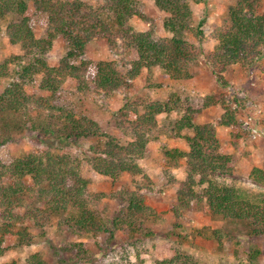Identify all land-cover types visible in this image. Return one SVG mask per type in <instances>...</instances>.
<instances>
[{
    "label": "rangeland",
    "instance_id": "rangeland-1",
    "mask_svg": "<svg viewBox=\"0 0 264 264\" xmlns=\"http://www.w3.org/2000/svg\"><path fill=\"white\" fill-rule=\"evenodd\" d=\"M69 1H80L98 9L106 0ZM137 1L143 17L133 20L135 27L150 31L157 39L171 37L164 28L168 13L159 9L154 0ZM238 1L190 0L193 18L188 39L199 54L190 65L192 77L177 80L159 67L144 68L137 78L129 81V86L111 93L98 92L93 78H90L92 88L80 92L78 80L66 77L55 97L43 89V73L22 77L23 67L29 60L24 58L22 46L9 40L7 27L11 16L3 22L0 32V65L6 66L0 94L17 84L35 101L49 102L54 112L66 108L95 120L106 134L117 137L123 144L135 139L129 130L131 122L146 112L148 101L189 100L199 111L197 122L213 123L217 127L221 152L238 157L233 181L227 182L244 193L248 190L264 192V187L260 188L251 180L255 168L264 169V46L247 61L232 64L224 72H220L213 58L218 44L216 36L227 23L229 8ZM256 12H264V0L257 1ZM26 15L38 21L33 2H29ZM37 21L34 19L32 25L37 37H41L44 28ZM67 50L64 38L59 36L43 56L49 65L59 66ZM136 58L135 52L115 51L107 39L96 37L87 44L77 63L82 60L115 61L126 72ZM208 95L216 96L217 104L205 107ZM127 104L130 108L124 118L123 108ZM226 111L234 112L235 127L219 123ZM21 112L0 111V160L6 164L23 154L50 149L48 142L55 149L60 144L56 137L61 127L50 119L52 111L48 106L44 109L33 102ZM184 113L185 110L176 109L156 116L158 127L148 134L147 151L139 161L140 174L122 173L115 178L99 174L86 160L90 145L98 144L99 139L70 140L72 145L64 149L81 161V173L88 180V190L98 195L95 207L100 211L104 230L79 232L65 221L67 213L45 219L41 226L32 220L18 223L5 236L0 264H30L33 254H38L44 264H154L156 260L173 256L177 249L194 257L199 264H264V235L251 236L247 222L217 216L206 202L198 199L191 201L190 206H179L177 191L185 179L187 164L184 159L179 160L173 170L175 183L169 182L164 167L167 151L189 150L187 140L170 137L168 133ZM183 133L193 135L188 130ZM259 177V181L262 180V174ZM131 190L144 196L147 206L156 212V216L146 220L145 229L138 233L120 230L114 223L117 216L126 213L123 212V193ZM38 206L41 208L43 203ZM176 207L179 208L175 211ZM24 231L30 242L23 241L19 235Z\"/></svg>",
    "mask_w": 264,
    "mask_h": 264
},
{
    "label": "trees",
    "instance_id": "trees-1",
    "mask_svg": "<svg viewBox=\"0 0 264 264\" xmlns=\"http://www.w3.org/2000/svg\"><path fill=\"white\" fill-rule=\"evenodd\" d=\"M257 1L239 0L229 8L227 23L216 36L218 44L213 56L220 72L232 64L247 61L264 46V12H256ZM29 2L34 3L38 21L36 17L26 15ZM154 2L168 13L164 28L172 34L171 37L157 39L150 31L135 27L133 20L143 17L137 0H106L98 9L80 1L0 0V32L3 22L12 16L7 35L12 44L22 46L24 58L29 60L23 67L25 74L22 77L43 73L42 87L53 97L58 94L66 77L78 80L80 92L92 88L90 78H93L95 89L107 93L129 86V81L137 78L144 68L152 70L159 67L177 80L190 78V65L199 56L196 46L188 39L193 18L190 0ZM34 19L44 28L41 37L35 33ZM59 36L64 38L68 50L59 66H51L43 55ZM96 37L107 39L115 51L135 52L137 58L131 62V67L123 72L115 61L107 60H82L78 64L77 60L85 53L87 44ZM5 76L6 66L2 64L0 83ZM217 101L216 96L208 95L204 106L210 107ZM33 102L44 109L48 106L52 111L50 119L61 127L56 137L60 144L55 149L48 142L50 149L37 154H23L9 164L0 160V256L5 251V236L18 223L29 220L41 226L43 220L67 213L65 221L79 232L104 230L100 211L95 207L98 195L88 190V180L81 173V161L64 148L72 145L70 140L99 139L98 144L90 145L86 159L95 171L114 178L122 173L140 174L142 168L139 161L146 154L150 140L148 134L158 127L156 116L176 109L185 110V113L168 133L170 137L187 140L189 150L167 151L164 172L169 182L175 183L173 170L179 160L184 159L187 164L185 179L180 182L177 191L179 206H190L191 201L196 199L204 201L217 216L247 222L251 236L264 235V192L248 190L244 193L227 182L229 179L233 181L238 157L221 152L217 127L213 123L197 122L199 111L189 100L148 101L146 112L131 122L129 130L135 139L127 144L106 134L95 120L86 115H78L66 108L54 112L49 102L45 104L43 99L35 101L17 84H12L0 94V111L19 114L23 107ZM129 105L123 108L124 118H127ZM219 123L235 127L234 112L224 114ZM184 130L192 131L193 135L187 136ZM259 174H262L260 181ZM251 175L255 185L264 187V169L255 168ZM123 196V212L126 213L114 219L115 227L132 233L141 232L145 229L146 220L156 216V212L147 206L144 196L138 191H125ZM30 197L33 201L29 203ZM39 203H43L41 208ZM19 235L23 241H31L26 232ZM29 263L44 264L38 254H33ZM154 264L199 263L191 255L177 249L173 256L156 260Z\"/></svg>",
    "mask_w": 264,
    "mask_h": 264
},
{
    "label": "built area",
    "instance_id": "built-area-1",
    "mask_svg": "<svg viewBox=\"0 0 264 264\" xmlns=\"http://www.w3.org/2000/svg\"><path fill=\"white\" fill-rule=\"evenodd\" d=\"M246 123H249V121H246ZM252 130H253V131H256V129H255L254 127L252 128Z\"/></svg>",
    "mask_w": 264,
    "mask_h": 264
}]
</instances>
